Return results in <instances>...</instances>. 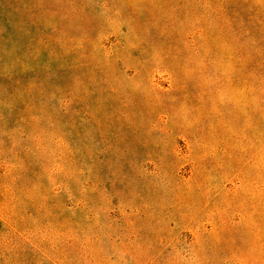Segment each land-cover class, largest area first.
Returning a JSON list of instances; mask_svg holds the SVG:
<instances>
[{
  "label": "rangeland",
  "instance_id": "obj_1",
  "mask_svg": "<svg viewBox=\"0 0 264 264\" xmlns=\"http://www.w3.org/2000/svg\"><path fill=\"white\" fill-rule=\"evenodd\" d=\"M0 264H264V0H0Z\"/></svg>",
  "mask_w": 264,
  "mask_h": 264
}]
</instances>
